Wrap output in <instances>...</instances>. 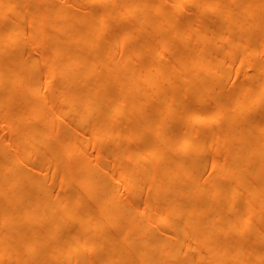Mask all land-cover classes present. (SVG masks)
Masks as SVG:
<instances>
[{"label":"bare ground","instance_id":"bare-ground-1","mask_svg":"<svg viewBox=\"0 0 264 264\" xmlns=\"http://www.w3.org/2000/svg\"><path fill=\"white\" fill-rule=\"evenodd\" d=\"M101 1L0 0L4 22L0 108L5 113L1 120L17 135L16 140L24 138L23 144L14 140L7 148L0 140V264H10L13 258L18 264H264V112L255 118L236 113L258 102L264 82L258 91L245 84L232 94L214 98L215 105L205 114L199 105L209 99L191 95L190 115L172 122L180 127L167 129L164 122L165 114L186 111L170 103L177 84L184 86L182 96L186 84L188 89L193 84L213 92L218 86L220 76L209 62L216 52V35L210 36L200 15L224 6L215 22L232 32L231 42L248 44L257 39L264 49V0H203L181 21L174 18L188 0H173L172 7L163 0H103L107 4L99 6ZM112 12L122 21L129 19L115 39L103 36L110 25L100 21ZM24 18L30 25L27 35L37 47L27 60L23 51L28 44L17 40L26 34L20 29ZM199 25L202 34L208 35L209 47L200 49L189 63L186 58L177 61L173 67L180 70L178 77L168 76V68H161L169 88L157 92L150 85L160 99L151 104L150 112L133 118V99L140 83L149 82L151 69L145 62L138 67L130 62L155 45L161 50L158 58L163 57L175 39L186 45L202 44L206 38L192 37V29ZM126 39L123 57L112 61ZM225 39L220 37L219 42ZM104 41L108 44L101 46ZM38 62L44 71L42 95L41 72L34 67ZM55 77L59 93L52 100L67 105L50 116L43 96L54 86ZM123 110L129 117L112 122ZM219 113L225 146L217 154L215 174L201 182L198 171L214 133L199 122L214 124ZM17 120L27 124L17 129ZM34 120L37 123H31ZM84 123H89L86 133L103 141L116 136L120 147L124 141L136 140L140 130L159 128L144 140L142 153L131 154V172H140L139 184L145 176L156 177L148 204L137 208L120 203L106 163L91 165L87 158L69 157L80 149L84 133L79 126ZM126 126L130 129L125 132ZM189 145L192 157L176 154ZM148 153L150 165L144 170L138 161ZM34 154V163L23 162ZM51 168L65 181L60 195L53 194L47 183ZM131 185L138 191V185ZM73 186L77 189L70 194ZM69 222L78 226L63 230ZM250 225L254 232L249 242L234 238L237 231L243 236ZM191 238L201 242L193 248L203 251L201 255L186 251ZM41 247L46 250L39 254ZM98 252L92 262L91 255Z\"/></svg>","mask_w":264,"mask_h":264},{"label":"rangeland","instance_id":"rangeland-1","mask_svg":"<svg viewBox=\"0 0 264 264\" xmlns=\"http://www.w3.org/2000/svg\"><path fill=\"white\" fill-rule=\"evenodd\" d=\"M24 2L28 0H22ZM168 6L173 5V0H163ZM203 0H188L186 4L183 6V9L181 10V13L176 16L178 21L183 20L188 16L193 10L194 6L199 5L202 3ZM107 2L101 1L98 5L104 6ZM223 7L215 8L212 11L204 12L200 15V19L202 23H205L206 28L209 30V34L212 37L213 35L215 37L214 39V49L216 52L212 53L211 57L209 58L210 64H213L214 69L219 74L220 79L218 80V86L216 87L215 91H205V90H198L195 85L192 84V87L189 89L187 88L186 84V95L182 96L183 93V85L177 84L174 88V97L170 101L172 105L176 107H179L180 109H185V112H175V115L172 114H165L164 122L166 124L167 129L180 127L179 125H172V122H177L178 119L184 116L186 114V117L190 115V111L187 109L192 104V96H195L196 98L205 97L209 100L205 102L203 105H199L203 110V114H205V111H211L213 106L215 105V101H212L214 98H222L226 95L232 94L238 89L245 86V84H249L251 87V90L258 91L259 85L264 82V73L261 74V69H264V49L259 40H255L256 43H248L245 44L244 42H238L234 43L231 42L230 38L232 35V32L229 30H226L224 27L225 25L222 23H216L215 18L218 14H220L223 10ZM100 21L102 23H107L110 25V29H108L106 32L103 33V36L106 38L115 39L116 36L120 32V28L122 25L129 22V19H126L124 21L120 20L119 14L112 12L109 16L105 18H101ZM21 28L23 32L26 34L21 35L17 38L18 41L25 42V44H28V48L23 51V55L28 59L29 55L37 49L36 46L33 45L32 41L30 40L29 36L27 35V32L30 28V25L27 21V18H24L20 22ZM4 25V22L0 20V28ZM202 26L199 25L198 27H195L192 29V37L198 38L202 36L203 38H206V41H204L202 44L197 43H191L186 45L184 42H180L177 39L173 40L171 43L170 49L164 51V56L161 58H158V53L160 50V46L155 45L150 48V50L146 51L145 53H139L136 58L132 60L131 65H134L138 67L141 66L142 62L147 63L150 66L151 69V76L150 80L147 84L140 83V89L136 93L133 102H134V114H132L133 118L139 119L141 118L145 113L150 112L151 104L156 102L160 99L156 97L155 94H152V90L150 85H153L157 90V92H162L168 89V81L167 78H163L162 72L160 71L161 68H168V76H175L178 77L181 73L179 69L173 67V65L180 60H185L186 63L191 62L193 57H196L198 54L197 52L200 49H206L209 47V40H207L208 35L202 34ZM237 31L236 28H233L232 31ZM220 37H226V41L220 43L219 38ZM229 38V40L227 39ZM124 49L118 50L113 54V57L111 58L112 61L116 62L118 59H121L123 57V54L126 52L125 46L129 43V40H124L123 42ZM108 44L106 41L102 42L100 45L105 46ZM220 44V46H219ZM251 53H254L251 55ZM196 63L200 62V59L196 58L194 60ZM35 68L40 69L41 76H40V90L39 94L42 95V85L44 81V71L43 66L41 62H38L35 66ZM58 81V78L55 77L53 80L54 86L50 89V91L43 96L45 100V112L47 115L55 116L56 113L66 108L67 104H62L60 102H53V97L58 94V90L55 88V83ZM142 93H146L145 95L147 98L145 99ZM257 94V92H256ZM258 102L256 104H253L250 106V109H246L244 107H249V105H245L241 109H237L236 113L242 114V116L248 114L250 118H255L258 116V113L264 112V93H261L260 95L257 94ZM211 100V101H210ZM191 102V103H190ZM251 105V104H250ZM125 106V105H124ZM173 106V107H174ZM206 108V109H205ZM21 111V109H20ZM3 109L0 108V140L4 143V145L7 148V144L9 143V146H11L10 142L16 140L17 135L10 130L7 129L6 123L2 122V118L4 116ZM239 114V115H240ZM129 117L128 113L126 111L120 112L118 115L111 118L112 122L117 123L118 121H122L125 118ZM75 117V115H72V119ZM171 119H174V121H171ZM216 122L214 124L208 125L203 122H199L200 127L206 129V131L214 133L212 137H210V144L207 146V149L204 152V158L202 160V167L198 171V179L201 182L206 181L208 178L212 177L215 174V163L217 159V154L221 151H223L225 146V141L220 136V130L222 126V118L221 113L216 116ZM127 121H125L126 123ZM163 122V123H164ZM31 123H37V120L32 121ZM171 123V124H170ZM24 121L21 122L20 120H17L14 122V126L17 127V129L22 128L23 125H25ZM188 124H192V121L190 120ZM171 125V126H170ZM125 126V124H124ZM129 126V125H128ZM128 126L125 127V132L130 129ZM89 127V123H84L79 126V128L84 133L83 142L81 145H79L80 149L76 152H72L69 154L70 158H78V157H84L87 158L91 165H96V163H106V173L108 177H113V181H111V184L118 189V198L120 203H130L134 207L140 208L143 204H148L149 199L151 197L152 191L155 188L157 182L156 177L150 174L151 177H146L142 180V183H138V179L141 176L140 172H131V168L133 167V162L131 160V154L142 153V145L144 140H148L152 137L153 131L158 130L159 128L155 127H149L146 130H140L137 134L136 140H128L124 141V146L120 147L117 145L118 143V137L112 136L110 139L103 141L101 137H97L94 135H91L89 133H86V130ZM171 127V128H170ZM140 126L138 127V129ZM115 134V133H113ZM127 133H125L126 135ZM24 138H17L16 141H18L20 144H23ZM53 145L55 144L54 141H52ZM124 148V150H123ZM109 150V154L106 155V151ZM114 154L112 155V153ZM14 153V151H12ZM21 155V152L19 153ZM176 154L182 157H192V147L189 145L187 146L185 151L177 150ZM15 155V154H14ZM106 156V158H105ZM3 155L0 154V158H2ZM150 155L148 153L147 158L138 161L140 167H144V170L148 168ZM37 160L36 154L31 155L28 159H25L23 162L25 163H34ZM195 163L196 160H193ZM142 172V171H141ZM47 173V170H46ZM134 173V174H131ZM47 183L53 187V194L60 195L64 189L62 187V184L65 182L61 176H59L58 173L54 172V169H49L48 174H46ZM133 183L135 186L138 185V191H133L132 185ZM77 189V186H73L69 188L70 194H73ZM80 208V204L77 203L73 207L76 211ZM167 223V220L163 222L161 225L164 227ZM78 226L76 222H69L67 225H64L63 230L70 226ZM30 231V230H28ZM254 232L253 225H250L248 230L244 233L243 236L238 235V231L234 234V238L236 239H243L247 242L251 240V237ZM197 243H201L199 240H195L193 238L188 239L186 246V251H189L190 253L194 254V256H199L203 253V251H194L193 248L197 245ZM259 246V245H256ZM46 250V247L39 248V254H42ZM86 251V255H88ZM100 255V252L97 254L91 255L92 262H95L96 258ZM10 264H18V261L16 259H11Z\"/></svg>","mask_w":264,"mask_h":264}]
</instances>
